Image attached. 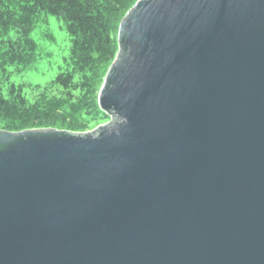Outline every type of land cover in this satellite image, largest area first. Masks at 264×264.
Instances as JSON below:
<instances>
[{"label": "water", "instance_id": "obj_1", "mask_svg": "<svg viewBox=\"0 0 264 264\" xmlns=\"http://www.w3.org/2000/svg\"><path fill=\"white\" fill-rule=\"evenodd\" d=\"M91 132L0 130V264H264V0H137Z\"/></svg>", "mask_w": 264, "mask_h": 264}, {"label": "trees", "instance_id": "obj_2", "mask_svg": "<svg viewBox=\"0 0 264 264\" xmlns=\"http://www.w3.org/2000/svg\"><path fill=\"white\" fill-rule=\"evenodd\" d=\"M136 1L0 0V130L34 129L36 121L58 112L86 123L104 121L97 92L105 66L117 52L113 30ZM43 13L63 21L71 45L63 70L44 87L29 86L35 93L28 98L24 85L12 83L11 75L36 58L31 33Z\"/></svg>", "mask_w": 264, "mask_h": 264}, {"label": "rangeland", "instance_id": "obj_3", "mask_svg": "<svg viewBox=\"0 0 264 264\" xmlns=\"http://www.w3.org/2000/svg\"><path fill=\"white\" fill-rule=\"evenodd\" d=\"M10 35L14 38V33H11ZM113 36L116 38L117 29L113 30ZM31 37L37 44L36 58L29 64V66H27V68L22 70L14 68L13 74L11 75L12 83L16 85H24V93L28 98H31V95L35 93V91H31L29 86L44 87L63 70L71 45V38L65 31L63 21L57 17L50 16L47 13H43L36 17ZM112 60L105 66L102 77H104ZM101 84L102 79L100 86ZM84 118L91 121L89 116H84ZM107 121H109V117L104 116V121L102 122L96 121L86 123L75 115H67L58 112L50 118L39 119V121L34 123L35 126L32 128H54L58 130L83 133L91 132L100 124Z\"/></svg>", "mask_w": 264, "mask_h": 264}]
</instances>
